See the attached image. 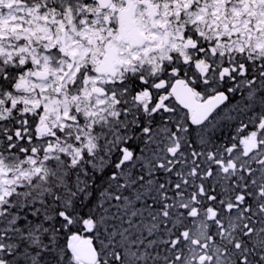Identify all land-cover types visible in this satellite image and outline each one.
<instances>
[{"label":"snow or ice","instance_id":"snow-or-ice-1","mask_svg":"<svg viewBox=\"0 0 264 264\" xmlns=\"http://www.w3.org/2000/svg\"><path fill=\"white\" fill-rule=\"evenodd\" d=\"M0 264H264V0H0Z\"/></svg>","mask_w":264,"mask_h":264}]
</instances>
